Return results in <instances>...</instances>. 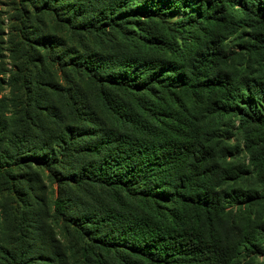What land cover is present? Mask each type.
Here are the masks:
<instances>
[{"label": "trees", "instance_id": "obj_1", "mask_svg": "<svg viewBox=\"0 0 264 264\" xmlns=\"http://www.w3.org/2000/svg\"><path fill=\"white\" fill-rule=\"evenodd\" d=\"M32 8L71 45L33 30L27 61L71 71L94 99L40 78L32 85L30 103L45 118L40 138L14 135L0 155L21 204L20 245L0 247V264H30L25 244L41 242L31 208L41 179L21 169L32 162L60 164L70 184L90 189L93 204L80 212L76 197L53 201L54 216L84 240L83 264H264V0H35ZM26 139L36 145L22 154ZM41 254L45 264L60 261L53 248Z\"/></svg>", "mask_w": 264, "mask_h": 264}, {"label": "rangeland", "instance_id": "obj_2", "mask_svg": "<svg viewBox=\"0 0 264 264\" xmlns=\"http://www.w3.org/2000/svg\"><path fill=\"white\" fill-rule=\"evenodd\" d=\"M33 1L35 0H0V128L2 132L5 129L4 134H0V155L5 151H11L10 145L14 135L28 132L29 135L33 134L34 138H40L38 120H44V114L42 110L34 109L30 103L34 97L31 96V88L36 78H40L43 83L49 81L56 84L59 89L63 90L62 94L78 89L86 93L90 103H93L94 99V96L90 94V87L71 71L60 72L52 64L37 68L27 61L28 43L25 41V35L31 34L33 30H42L57 35L69 47L71 45L68 34L57 28V25L54 26L45 15L38 14V10L32 8ZM88 43L92 45L94 39H89ZM30 53L35 57L38 53L40 54L38 51L36 54L34 50H30ZM41 89L43 91L48 87L42 85ZM65 100L66 98L60 96L56 98V101L61 103L59 106L63 105ZM44 143L45 141L42 146ZM35 145V142L26 139L22 154ZM34 153L31 151L27 157H31ZM21 169L25 172L30 169L31 173H36L41 179V183L35 189L36 198L33 199L31 207L36 218L34 223L38 232L36 235L41 236V242L35 239L37 236L26 242V247L31 246L30 264L47 263L44 258L46 254L41 253L51 248L61 255L60 261L55 264H83L80 247L84 240L75 229L70 227L67 217H65L66 221H63L54 216L53 201L59 193H63L69 199L76 197L82 202H77L81 205L78 211L80 212L87 205L93 204V201L89 199L90 189L86 185L80 187L70 184L67 177L63 176L60 164H53L50 169H47V166L32 162L30 166H24ZM1 171L4 169L0 168V247L13 251L18 244L20 245L19 241L17 244V233L14 226L18 223L16 220H19V206L21 205L15 193L19 185H13ZM21 171L12 172L11 175H19ZM66 188L73 193L65 194ZM96 197L104 200L101 192H97ZM78 212L77 210L70 211V217L75 219ZM7 213H13V223H8L4 219ZM64 222L69 225L70 229L64 227ZM49 237L52 241L47 244Z\"/></svg>", "mask_w": 264, "mask_h": 264}]
</instances>
